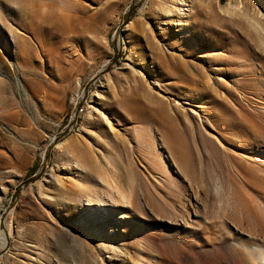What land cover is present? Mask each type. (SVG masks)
Masks as SVG:
<instances>
[{"label": "rangeland", "instance_id": "rangeland-1", "mask_svg": "<svg viewBox=\"0 0 264 264\" xmlns=\"http://www.w3.org/2000/svg\"><path fill=\"white\" fill-rule=\"evenodd\" d=\"M20 1L49 3L0 0V264L264 245V0H51L31 39Z\"/></svg>", "mask_w": 264, "mask_h": 264}, {"label": "bare ground", "instance_id": "bare-ground-1", "mask_svg": "<svg viewBox=\"0 0 264 264\" xmlns=\"http://www.w3.org/2000/svg\"><path fill=\"white\" fill-rule=\"evenodd\" d=\"M50 1L51 0H49V3H47V1H40L39 3L37 4L34 3L33 5L30 3H26L24 1H20L19 5L17 6L21 27L28 35V38L31 39V33H33L34 31L33 26H32V22L34 19H38L39 29L41 28L45 33L50 35L51 27L53 26L52 22L56 19L63 18L62 15H60L59 13H57L56 10L53 9L54 7L53 5H51ZM64 202H65V205L69 204V201L66 198ZM5 243H6V238L3 235H1L0 236V246H3ZM230 244L231 243L222 242L219 245V248H223L225 245H230ZM231 246L233 247V249L231 250H234V249L237 250L240 248L244 250L243 252L244 262L243 263L245 264H264V245L257 246L254 249V248H251V246L248 244L246 240L243 239L242 241L234 240ZM239 256L241 257V255Z\"/></svg>", "mask_w": 264, "mask_h": 264}]
</instances>
